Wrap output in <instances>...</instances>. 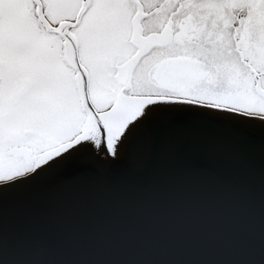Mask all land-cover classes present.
<instances>
[{"label": "snow or ice", "instance_id": "obj_1", "mask_svg": "<svg viewBox=\"0 0 264 264\" xmlns=\"http://www.w3.org/2000/svg\"><path fill=\"white\" fill-rule=\"evenodd\" d=\"M185 109L264 128V0H0V264H104L10 245L8 205L136 143L150 164V122ZM218 244L231 258L199 264H264V243Z\"/></svg>", "mask_w": 264, "mask_h": 264}, {"label": "water", "instance_id": "obj_2", "mask_svg": "<svg viewBox=\"0 0 264 264\" xmlns=\"http://www.w3.org/2000/svg\"><path fill=\"white\" fill-rule=\"evenodd\" d=\"M149 126L159 145L150 164L138 163L146 146L136 143L79 184L12 201L10 245L46 240L74 261L199 264L231 258L218 242L232 235L258 254L264 128L200 109L164 113Z\"/></svg>", "mask_w": 264, "mask_h": 264}, {"label": "bare ground", "instance_id": "obj_3", "mask_svg": "<svg viewBox=\"0 0 264 264\" xmlns=\"http://www.w3.org/2000/svg\"><path fill=\"white\" fill-rule=\"evenodd\" d=\"M163 114H164V113L157 114L151 122H153L156 118H158V117H160V116H163ZM151 122H150V123H151ZM123 153H125V152H123ZM123 153H122V155H121L117 160H115L116 162H112L111 164H119V163L122 161V158H123L124 155H125V154H123ZM120 160H121V161H120Z\"/></svg>", "mask_w": 264, "mask_h": 264}]
</instances>
